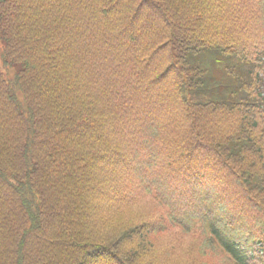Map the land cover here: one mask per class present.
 <instances>
[{
    "label": "trees",
    "instance_id": "16d2710c",
    "mask_svg": "<svg viewBox=\"0 0 264 264\" xmlns=\"http://www.w3.org/2000/svg\"><path fill=\"white\" fill-rule=\"evenodd\" d=\"M0 33V264H253L264 0H0Z\"/></svg>",
    "mask_w": 264,
    "mask_h": 264
},
{
    "label": "rangeland",
    "instance_id": "374dc122",
    "mask_svg": "<svg viewBox=\"0 0 264 264\" xmlns=\"http://www.w3.org/2000/svg\"><path fill=\"white\" fill-rule=\"evenodd\" d=\"M4 46H5V42L3 38L1 37V33H0V51L3 49ZM17 67L19 68L20 65H18Z\"/></svg>",
    "mask_w": 264,
    "mask_h": 264
}]
</instances>
